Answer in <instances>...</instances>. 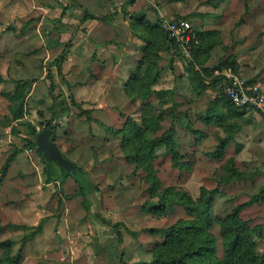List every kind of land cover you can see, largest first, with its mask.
<instances>
[{"label": "crops", "instance_id": "1", "mask_svg": "<svg viewBox=\"0 0 264 264\" xmlns=\"http://www.w3.org/2000/svg\"><path fill=\"white\" fill-rule=\"evenodd\" d=\"M223 1H206V5H197L198 8L187 14L195 28L218 32L220 43L211 48L206 64L213 65L233 56L236 72L258 83L264 93V19L261 15L264 8L255 10L251 5L250 11L244 9L243 17L238 20L233 12L222 9L225 7L221 5ZM181 7V0L163 1L161 5H156L155 0H0V95L7 101V110L0 106V220L3 214L13 218L0 223V231L7 227L22 232L16 241L18 246H22L21 264H131L148 256L144 249L150 243L151 235L131 233L129 230L139 231L142 227L132 226L125 219L127 217L113 220L109 211L93 209L91 204L89 211L85 207L84 210L85 215L91 216L92 222L88 226L95 233L94 239L88 243L80 242L79 246H69L64 242L60 247L52 246L53 238L60 236L56 232L67 231L69 234L70 230L79 231L85 226L69 222L70 209L62 207L60 199L55 205L48 202L53 191L59 194L66 191L69 192L67 197L73 196L75 191L73 194L70 192L76 184L72 177L62 184L45 180L44 161L35 149L31 153L25 144L24 138L31 137V134L20 118H14L17 103L1 92L14 90L18 86L17 81H28L29 88L23 100L24 116L21 118L28 120L25 111L28 99L37 105L51 100V94L55 92L52 91L55 84L50 73L53 71L60 94L88 110H78L81 112L80 120L84 119V124L95 129L94 134L112 138L113 134L107 127L120 126V111L132 116L136 113V119L139 116L138 101L132 102L124 91L143 45L142 39L131 28L132 15L143 11L153 21L159 14L164 17L182 16ZM245 27L248 31L244 30ZM62 53L64 58H59ZM160 64L162 69L154 88L174 92L177 103L174 127L179 147L187 148L191 157L204 154V157L214 159L209 151L215 147L218 137L224 134L222 121H236L238 125L233 139L225 148L224 158L234 157L240 167L238 156L243 153L248 165L254 166L248 172L257 173L235 181L263 182L264 108L262 111L245 108L230 111L227 100L222 95L213 94V88L196 94L190 87L184 70L186 59L182 55L162 52ZM6 83L9 88L4 90ZM125 105L126 110L123 109ZM132 106L135 107L132 108L133 113L129 111ZM215 113L221 115V122L215 123L213 119L207 123L203 121L202 116L207 115L211 119ZM44 118L41 116L37 122ZM59 119L66 120L67 115ZM29 121L37 128L35 122ZM165 123L169 125L170 119ZM18 124L25 127L21 129L23 133L16 130ZM71 124L69 126L75 127L74 123ZM9 146L12 148L7 149ZM16 147L18 152L3 172L7 155ZM203 150L205 153L201 152ZM99 160H93L92 165L99 164ZM13 170L18 177L17 188L24 191L25 199L22 201L7 197L9 180L15 176L9 175ZM190 173L195 172L191 170ZM85 174L88 178L86 171ZM51 185L49 198L44 195V202H40L38 197ZM77 197L82 204V197ZM110 221L119 224L114 227Z\"/></svg>", "mask_w": 264, "mask_h": 264}, {"label": "trees", "instance_id": "2", "mask_svg": "<svg viewBox=\"0 0 264 264\" xmlns=\"http://www.w3.org/2000/svg\"><path fill=\"white\" fill-rule=\"evenodd\" d=\"M176 18L191 21L189 17ZM130 24L134 33L142 39L143 45L137 64L130 71L124 91L132 102L138 101L139 116L136 119L120 111V114L125 116L121 125L107 127V130L113 136L119 137L118 147L124 160L133 165V173L141 172L144 199L141 209L158 218L167 217L176 211L182 212V215L172 221L144 226L139 231L129 230L133 234L145 232L154 237L144 249L148 256L131 264H264V249L259 248V242L264 240V221L255 222L244 215L245 208L252 204L264 206V183L255 193L246 194L243 198L241 195L231 197V201L235 203L226 213L220 215L212 213L215 197L221 193V185L257 173L240 168L234 157L224 158L225 148L233 139L238 125L236 121H222L224 134L218 137L215 147L209 151L211 156L220 162L219 170L212 177L216 183L214 186L201 184L197 194L193 195L183 185L166 184L159 176L158 158L161 155L169 158L171 167L178 171L179 176L191 172L194 162L190 159L189 153L179 147L175 137L174 120L177 103L174 100L173 90L154 88L162 69L160 64L162 52L171 51L186 59L184 70L190 87L196 94L216 86L222 79L216 71L230 68L236 72L234 57L228 56L213 65L206 64L210 58L211 48L220 43L218 32L213 29H197L193 26L194 37L189 45V56H185L170 36L160 14L152 21L143 11L134 13ZM61 57L63 56L59 58ZM172 63L173 59H171ZM17 83L18 86L14 90L1 94L17 103L14 118H20V122L27 126L31 134V137L24 138L25 144L35 149L36 133L47 126L52 129L53 143L59 147L54 135L55 125L51 120L40 121V128L37 129L29 120L21 119L24 116L23 100L29 86L26 80ZM222 96L227 100L230 111L245 108L235 105L227 96ZM72 103L80 108L81 112L88 111L82 109L80 103L73 100ZM257 110L262 111V109ZM213 116L210 119L209 116L204 115L202 119L206 123L211 122L212 119L215 123L221 122L220 114L215 113ZM168 119L170 123L164 128V123ZM162 146L163 150L159 151ZM18 150L16 147L7 155L2 167L3 172L7 170ZM37 153L44 161L46 181H57L62 184L68 177H72L70 172L57 161L45 160L42 153ZM63 154L66 156L65 153ZM75 166L77 174L72 177L76 184L74 194L82 197V204L89 211L92 201L88 199V194L98 191V186L89 181L82 168L76 164ZM237 197L241 200L236 201ZM111 224L116 227L119 223L111 222ZM215 226L218 228L219 242L213 231ZM14 242L11 238L0 239V264H21L22 246H17L14 250Z\"/></svg>", "mask_w": 264, "mask_h": 264}, {"label": "rangeland", "instance_id": "3", "mask_svg": "<svg viewBox=\"0 0 264 264\" xmlns=\"http://www.w3.org/2000/svg\"><path fill=\"white\" fill-rule=\"evenodd\" d=\"M163 1L168 2L170 0H155V3L156 5H161ZM206 1L209 3V1L212 2L215 0H181V8L184 14H182V16L179 15V17H187L188 13H191L193 10L199 7L197 5H206ZM221 5L225 6L222 8L225 9V12H233V14L236 15V19L240 20V18H242L243 14L245 13L244 9L247 12L250 11L251 5H254L253 7L255 10L264 8V0H224ZM262 12H264V9ZM261 15L264 19V14L262 13ZM244 30L248 31V27H245ZM61 55L63 56L61 58H64V53ZM11 73L12 72L9 71V74ZM50 73L55 84V88L52 90L55 92L51 94V100L49 99L46 102L43 101L41 104L37 105L35 102L28 99L25 107L26 118L35 122L37 124V129H39L41 125L37 122V120L41 119V116L46 117L44 118L43 122L48 119L51 120L55 125V140L59 143L60 148L64 150L63 152L71 161L85 170L87 172L88 178L98 186V192L91 193L89 195V198L92 200L93 209H100V211L107 210V212L109 211V215L113 218V220L124 219L127 217L125 218L127 219V222L136 228L150 226L153 224H163L165 222L172 221L179 215H182V212L176 211L167 217L158 218L152 214L145 213L141 209V204L144 200L142 196L143 183L141 179V172L139 171V173H133V165L127 163L124 160L120 148L118 147L119 138H115V136L111 138L110 136L94 134L95 129L93 130L92 127L84 124V119L80 120V108L72 103L71 98L66 100L65 97L60 94V90L56 88L57 82L54 76L55 73L53 71ZM59 73L61 74L62 72L60 71ZM59 79H61L60 76ZM161 82H158V84H161ZM169 83H171V81L168 82V84ZM7 88H9V84L6 83L3 89L6 90ZM177 98L180 99L179 97ZM0 104V106H3V108L7 110V101L3 99L1 95ZM121 104L122 103L120 102V105ZM41 107H43V109H41ZM132 108L135 107L132 106L129 108L131 113L134 111ZM123 109H127L126 105L123 107ZM65 114L67 115L66 120L59 119ZM119 115L120 119L118 125H121L125 119V116L120 113ZM136 115V113H133L134 117H136ZM71 123H74L75 127L69 126L72 125ZM166 126H168V124L164 123V128ZM15 127L16 130L21 131V133H23L21 129L25 128L20 124ZM11 143L12 142L9 144ZM11 148L12 147L9 146L7 149ZM29 148L27 147V149ZM182 149L183 151L189 153L190 159L194 160L195 158V162L192 166V171L195 173L189 172L179 176L178 171L171 167L169 158L161 155L158 159L160 161L159 176L162 181L166 184H181L186 187L193 195L197 194L198 187L201 184L214 186L216 183L212 177L213 174L219 170L220 162L209 157H204V154H199L198 157H191L192 155L189 150H187V148L182 147ZM201 152L205 153V150ZM31 153H34L33 150ZM241 155L244 156L243 153ZM32 156L35 155L32 154ZM242 156H238V164L242 169L251 171L250 167L254 166L248 165L249 163H247L245 158ZM26 158L29 159L28 156H26ZM98 158L101 159L99 160V164L92 165V163L96 162ZM93 160L95 161L93 162ZM14 173L15 171L13 170L9 175H13ZM17 181L18 177L16 175L9 180L8 184L10 187L8 190H6L9 200L22 201L25 199L24 191L17 188ZM263 183L264 181L249 182L248 180H240L221 185V193L217 194L214 200L212 208L213 215L224 214L230 210V208L235 203L234 201H231V197L241 195V198H243L246 194L255 193L257 192L259 186H261ZM52 188L53 186L51 185L48 190L41 195V197H38V200L40 202H44V195L49 198L50 189ZM75 189L76 186L74 185L71 188L72 192H70V194H73ZM51 193L52 194L49 200H51L52 203L51 201H48L50 204L54 203L55 205L57 204L58 199H60L62 207H68L70 209L68 214L69 222H78L79 224L85 225L80 228L79 231L70 230L69 234H66L67 231H60V233L56 232L58 233L57 235L60 236L59 238L56 236L53 238L51 243L52 246L58 245L60 247L61 242H64L69 246H79L80 242L88 243L93 240V235L95 233L88 226V223L92 222L90 219L91 216L85 215L84 206L80 203V198L75 194H73L71 197H67L66 195L69 192L66 191L60 194L56 191ZM241 198L237 197L236 201L241 200ZM244 215L246 217L252 218L255 222H262L264 221V206L256 203L252 204L245 208ZM9 219L13 218L3 214L1 215L0 223H5ZM213 231L216 233L218 237L217 240L219 242L218 228L215 226ZM21 233L22 232L20 230L4 227L0 231V239H13L15 241V250L18 246L16 241L19 240ZM152 239H154V237L151 236L150 242ZM45 241L47 240H44V242ZM259 248L264 249V240L259 242ZM78 260L77 261L79 263L80 257ZM74 261L76 260L74 259ZM70 264L75 263L71 262Z\"/></svg>", "mask_w": 264, "mask_h": 264}, {"label": "built area", "instance_id": "4", "mask_svg": "<svg viewBox=\"0 0 264 264\" xmlns=\"http://www.w3.org/2000/svg\"><path fill=\"white\" fill-rule=\"evenodd\" d=\"M164 24L170 32L174 42L182 50L185 56H189V45L194 37L192 22L185 18L161 16ZM222 77L211 92L213 94L225 95L232 102L246 109H263L264 93L256 82L248 81L230 68L216 71ZM33 150L32 148L28 149Z\"/></svg>", "mask_w": 264, "mask_h": 264}, {"label": "water", "instance_id": "5", "mask_svg": "<svg viewBox=\"0 0 264 264\" xmlns=\"http://www.w3.org/2000/svg\"><path fill=\"white\" fill-rule=\"evenodd\" d=\"M52 129L47 126L42 127L35 135L36 152L42 153L45 160L53 159L57 161L64 169L70 172V175L74 177L77 174V168L75 164L64 154L61 149L55 145L51 139Z\"/></svg>", "mask_w": 264, "mask_h": 264}]
</instances>
